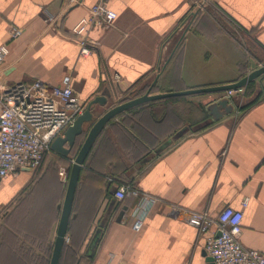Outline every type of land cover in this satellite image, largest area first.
I'll list each match as a JSON object with an SVG mask.
<instances>
[{"label":"crops","instance_id":"crops-1","mask_svg":"<svg viewBox=\"0 0 264 264\" xmlns=\"http://www.w3.org/2000/svg\"><path fill=\"white\" fill-rule=\"evenodd\" d=\"M97 1L0 0V45L8 49L0 92L33 80L57 85L70 73L85 104L105 96L92 106L103 113L121 96L147 90L159 71L152 93L232 82L250 72L254 58L264 61V0H101L117 17L90 30L96 44L81 56L71 28ZM12 27L18 36L11 37ZM257 79L232 96L233 109L218 119L206 110L219 96L212 93L147 102L106 124L73 197L65 237L73 253L59 264H210L206 234L186 217L225 206L242 209L241 244L264 254V83L255 90ZM159 131L165 136L158 141ZM65 159L48 153L35 170L3 180L0 264H49ZM121 183L156 198L139 231L129 218L137 198L113 195Z\"/></svg>","mask_w":264,"mask_h":264},{"label":"built area","instance_id":"built-area-1","mask_svg":"<svg viewBox=\"0 0 264 264\" xmlns=\"http://www.w3.org/2000/svg\"><path fill=\"white\" fill-rule=\"evenodd\" d=\"M68 2L74 5L81 0ZM116 17V12L101 0L89 7L88 15L80 18L71 28V32L76 36L79 55L90 54L92 46L96 44L89 37L90 30L94 27L111 26ZM19 34L18 28H11V37ZM7 52V47L0 45V61ZM71 79L70 73H66L57 85L33 80L29 83L17 82L1 90L0 186L10 174L20 170H35L43 156L52 152V140L61 135L76 116L83 112L85 103L74 93ZM243 92L244 86L225 90L219 96L226 97L232 103V96ZM57 173L59 179L66 183L68 168L59 166ZM113 195L118 200L127 196L137 198V204L129 218L131 228L139 231L150 207L156 202L155 196L128 183L115 186ZM241 205H246L245 199ZM242 218V209L225 206L214 214L206 209L192 210L187 215L186 222L194 227L197 233L206 234L204 250L211 258L212 264H264L262 252L241 244Z\"/></svg>","mask_w":264,"mask_h":264},{"label":"water","instance_id":"water-1","mask_svg":"<svg viewBox=\"0 0 264 264\" xmlns=\"http://www.w3.org/2000/svg\"><path fill=\"white\" fill-rule=\"evenodd\" d=\"M168 59L165 61L164 66ZM159 72L156 75L155 80L152 81V83L147 88V90L144 91V93L131 98H126L125 100L110 106L100 115H97L95 113L92 106L97 103L104 104L106 101L105 96H95L94 98L89 100L87 104H85L83 112L76 116L72 124L66 127L61 135L56 136L52 140L50 144L52 152L60 154L62 156H68L79 143L78 139L82 138L80 144H78L77 150L74 152V157L68 170L65 193L61 205L60 217L53 241L49 264H59L62 249L64 244L66 243L65 237L67 225L81 168L97 136L106 126V124L110 122V120L116 118L122 112L130 110L147 102L156 101L168 97L193 94L219 93L220 95L225 90L242 87L259 77L260 75L264 74V63L259 67L251 70L238 80L232 82L196 88H187L183 90L152 93L150 91L152 86L156 82ZM232 109L233 105L224 96H217L216 99L209 101L206 105V110L213 119H218L221 116L230 113ZM206 261L212 264V260L209 256H206Z\"/></svg>","mask_w":264,"mask_h":264},{"label":"rangeland","instance_id":"rangeland-1","mask_svg":"<svg viewBox=\"0 0 264 264\" xmlns=\"http://www.w3.org/2000/svg\"><path fill=\"white\" fill-rule=\"evenodd\" d=\"M263 60H258V59H256V58H254V64H252V65H250V64H248V71H251V70H253V69H255V68H257V67H259L261 64H263ZM251 68H250V67ZM264 83V74H262V76L260 75L259 76V79H257L255 82H254V85H255V90H256V87L257 86H262V84ZM245 86V85H244ZM251 89V88H250ZM250 91H248L247 93H249ZM247 93L245 94V97H244V99H243V101L244 100H247L248 98H250L251 96H253L254 94H255V92L252 94V95H249V96H247ZM129 98V97H132L131 96V94L130 95H126V96H121L119 99H118V101L116 102V103H119V102H121V101H123L124 99H126V98ZM175 97H177V98H174V100L175 99H178L179 97H180V99H181V97H183V96H175ZM168 98H173V97H168ZM165 99H167V98H163V99H159V100H157V101H161V100H165ZM242 101V100H241ZM242 101V102H243ZM164 102H166V101H164ZM174 110H177V111H179L180 110V108H174ZM95 111V113L97 114V115H100V113L102 114V111L101 112H98V110H94ZM135 112V111H134ZM134 112H130V114H134ZM139 115H141L140 113H138ZM138 115V116H139ZM175 115V114H174ZM138 116H136V117H138ZM113 120H115V118L113 119ZM135 120V119H134ZM160 133L158 134L159 135V139H158V141L159 140H162L164 137H162L161 135H163V136H165V133L164 132H162V131H159ZM81 140H82V138H79L78 139V144H80V142H81ZM78 144H77V146L73 149V151L68 155L69 157H67L68 158V161L70 162V159H72L73 157H74V152L77 150V148H78ZM52 153V152H51ZM57 159V158H56ZM57 163V162H56ZM55 163V164H56ZM65 163H68L67 162V160L65 161ZM71 163V162H70ZM60 166H66V164L65 165H60Z\"/></svg>","mask_w":264,"mask_h":264},{"label":"trees","instance_id":"trees-1","mask_svg":"<svg viewBox=\"0 0 264 264\" xmlns=\"http://www.w3.org/2000/svg\"><path fill=\"white\" fill-rule=\"evenodd\" d=\"M142 93H144V90H139V92H138V94H136V95H140V94H142ZM133 110H131L130 112H134V111H136L138 108H132ZM121 114V113H120ZM119 114V115H120ZM131 118V117H130ZM113 120V119H112ZM112 120H110V122L112 121ZM132 120H134V119H132ZM110 122L108 123V124H110ZM101 133V132H100ZM99 133V135L100 136H102V133L100 134ZM98 135V136H99ZM99 136V137H100ZM45 156V155H44ZM43 156V157H44ZM63 157H66V159L65 160H67V162L68 163H66V167L68 168V170H69V167H70V162L68 161V158L67 157H69V156H63ZM43 159V158H42ZM86 159V158H85ZM42 161V160H41ZM41 163V162H40ZM40 165V164H39ZM118 178H121L120 176H118ZM122 179V178H121ZM72 254L73 253V250H72V248L70 247V245H67L66 243L64 244V246H63V249H62V253H61V257H60V260H62V258L65 256L64 254ZM60 262V261H59Z\"/></svg>","mask_w":264,"mask_h":264}]
</instances>
